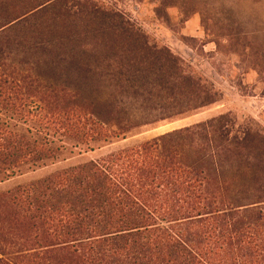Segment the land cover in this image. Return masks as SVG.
Instances as JSON below:
<instances>
[{"label":"trees","instance_id":"16d2710c","mask_svg":"<svg viewBox=\"0 0 264 264\" xmlns=\"http://www.w3.org/2000/svg\"><path fill=\"white\" fill-rule=\"evenodd\" d=\"M221 100L97 0H0V181ZM0 264H264V126L220 113L0 190Z\"/></svg>","mask_w":264,"mask_h":264},{"label":"rangeland","instance_id":"374dc122","mask_svg":"<svg viewBox=\"0 0 264 264\" xmlns=\"http://www.w3.org/2000/svg\"><path fill=\"white\" fill-rule=\"evenodd\" d=\"M129 18L151 39L168 46L190 67L212 81L222 100L192 115L145 129L94 151L85 147L64 160L0 181V190L43 177L170 130L232 112L241 121L254 118L264 126V0H174L166 15L155 0H97ZM188 14V19H185Z\"/></svg>","mask_w":264,"mask_h":264}]
</instances>
